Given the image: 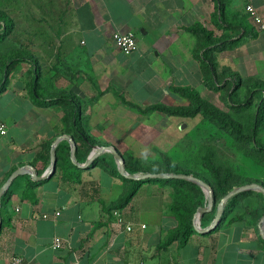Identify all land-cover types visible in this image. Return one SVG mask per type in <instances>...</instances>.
<instances>
[{"label": "crops", "instance_id": "obj_1", "mask_svg": "<svg viewBox=\"0 0 264 264\" xmlns=\"http://www.w3.org/2000/svg\"><path fill=\"white\" fill-rule=\"evenodd\" d=\"M249 1L263 10V0ZM214 19L215 0H66L65 52L75 62L66 63V76L57 68V79L56 68L38 48L21 44L0 53V119L8 125L7 134L0 135V189L19 169L41 176L50 172L52 149L56 162H65L57 157L65 141L80 175L73 181L56 165L46 179L24 173L12 181L0 198V264H11L13 254L24 264H264L262 209L231 208L211 229L217 210L205 211L197 225L201 230L194 217V231L182 243L172 204L162 203L164 184L148 183L122 209L125 221L134 223L128 231L107 206L127 196L131 182L115 173L121 171L115 159L107 158L109 166L94 165L99 153L88 164L97 146L114 144L101 142L107 133L98 122L101 113L80 112L83 131L97 140L87 158L81 152L77 159L76 141L72 158V142L63 137H73L64 121L73 112H65L64 97L77 94L75 87L91 99L105 92L100 104L125 94L143 107L188 105L171 87L202 85L199 37L191 28L200 23L210 30ZM117 31L133 32L138 49L122 52L113 40ZM162 95H176L178 103ZM105 112L117 114L111 107ZM56 237L63 240L59 248L53 247Z\"/></svg>", "mask_w": 264, "mask_h": 264}, {"label": "rangeland", "instance_id": "obj_2", "mask_svg": "<svg viewBox=\"0 0 264 264\" xmlns=\"http://www.w3.org/2000/svg\"><path fill=\"white\" fill-rule=\"evenodd\" d=\"M218 1L219 4L223 3L224 11H221V7V9L216 7L217 0H215V19L213 24L209 25L216 43L213 57L219 72L217 80L220 82V87L209 85L205 81L208 77H204L202 72V85L196 89L204 99L227 113L235 122V126L250 137L253 133L254 114L259 112L261 105L259 89H264V32L256 29L247 13V6L250 3L258 9L253 1ZM65 3L66 0H0V10L14 22V30L9 39L0 46V53L10 51L21 44L26 45L28 50L38 48L47 55L46 64L56 68L53 73L57 79H61L58 78L57 68H63L66 76L68 74L66 63L75 66V62L69 59L71 55L65 52V43L68 41L65 39ZM258 11L264 18V8ZM77 44L82 46L80 40ZM224 44L226 45L223 46ZM226 79L230 81L225 83ZM75 89L77 94L74 96L80 100L83 111L97 110L101 113L98 122L101 123L103 133L107 132L104 133L105 140L101 142L114 143L106 145L115 147L122 155L124 163L127 161L131 167L137 169L134 175L147 172H187L207 182L213 191V197L215 187L217 190L220 188L219 183L222 184L223 189L228 190V193L249 183L264 186V155L253 149L251 137V142L238 141L229 130L220 128L202 114L196 117H180L163 112L145 113L140 108H145L149 104L143 107V104L135 103L133 97L125 94L115 96V101L108 100L109 103L100 104V95L105 92L91 99L77 87ZM106 91L111 93L110 88ZM165 97L168 98V102L178 103L176 95H165ZM182 97L189 104L188 98ZM179 100L182 102V98ZM110 107L117 114L114 117L104 116L106 109ZM259 121L256 140L264 144V111ZM95 130L101 131L100 128ZM96 149L100 150L98 146ZM100 154L118 162L117 157L110 150L104 149ZM111 154L113 156H109ZM175 180L176 178H173L163 183L162 203L170 201L174 204L177 193H180L181 198L186 201L194 199L196 203L197 200L198 202L203 200V204L193 216L194 218L198 214L195 222L200 226L203 217L201 208L210 206L208 188L195 181H192L196 185L194 188L190 184L182 185ZM245 191L247 194L238 197L234 208L256 207L264 211V193L257 188ZM221 200L218 198L216 201L214 198L212 211L217 210L216 205ZM228 200L225 201V206ZM116 204L107 206L109 214L115 218L118 214H123L124 208L117 207Z\"/></svg>", "mask_w": 264, "mask_h": 264}, {"label": "trees", "instance_id": "obj_3", "mask_svg": "<svg viewBox=\"0 0 264 264\" xmlns=\"http://www.w3.org/2000/svg\"><path fill=\"white\" fill-rule=\"evenodd\" d=\"M221 11H224V5L221 2L219 4V1L217 0V6ZM221 7V8H220ZM14 30V22L12 19L8 17V15L0 10V40H4L7 37H10L11 33ZM191 31L196 33L199 37V42L201 41V44H199L198 50L196 52L197 57L199 60H201L202 63V72L204 77H208L207 83L209 85H213V87H220V82L217 80L219 77V72L217 70V67L214 63V57H213V49L215 46V40L213 38V33L211 30L203 26L202 24L198 23L194 27L191 28ZM254 35H257L254 33ZM224 44L223 46H225ZM236 75V74H235ZM230 80L226 79L225 83H228ZM262 82L261 80H257ZM216 86H215V85ZM35 87V85H34ZM171 90L175 93L180 94L181 96H184L188 98L189 104L188 105H179V106H170L164 103H154L151 104L145 108H140L138 105L137 108L142 109L145 113H150L154 111H161L164 113H167L172 116H180V117H196L199 114H202L204 118L208 119L210 122L214 123L215 125L219 126L220 128L227 129L231 132V134L239 141L244 142H251L253 144V149H255L259 153H263L264 155V144L259 143L256 138L258 136V129L260 125L259 118L263 113V101H264V89H259V99L261 100V105L259 106L258 111L254 114L253 117V133L248 137L245 135L241 129L235 126V122L233 119L230 118V116L227 113H224L222 110H220L215 104L212 102L204 99L199 90H197L194 87H188V86H172ZM65 112H73L72 117H65L64 121L67 123V131L73 132V138L76 142H79V146L76 148V157L80 160V153L83 152L84 157L87 158L89 155L91 148L94 147L95 143L97 142L94 140L90 135H88L86 132L82 129V119L80 117V112L82 111L81 103L77 100V97L74 96V94H65ZM123 100H125L123 98ZM126 101V100H125ZM248 138V140H246ZM65 149V150H63ZM63 150L65 153H61L60 151ZM58 155L57 157L61 160H65V162H57V166L60 167V169L63 170L64 174L68 177H70L73 181H78V178L80 177L79 174H77L76 170L78 167L71 162V146L68 141H65V145L61 143L58 147ZM113 156V154H111ZM94 165L102 164L105 166H109L110 163L107 161V156L100 155L97 156L93 162ZM170 166H172L170 164ZM209 164L207 165V167ZM125 168L126 171L130 174H133L136 172L137 169L130 166L129 162H125ZM210 168V167H209ZM176 173H181L180 171H175ZM115 173L117 175H120L124 181L131 182L132 188L129 191L128 195L119 203L116 204L117 207H125L134 196L137 195V193L141 190V188L145 185V183H166L173 178H156V177H149V178H141V179H134L129 176H125L121 174V171L116 170ZM148 173V172H147ZM187 173V172H184ZM175 181L179 182L180 184H190L192 187H196V185L192 181H188L185 179H176ZM219 190L215 187L214 191V198L217 201V199H222L224 196L228 194V190L222 188V184L219 183ZM188 188V187H186ZM247 194L246 191H242L236 195H234L232 198L228 200L225 206V213L223 215V218L228 214V211L231 208H234V204L238 197ZM181 194L177 193L175 195V201L174 204H172V208L174 209V214L179 222L180 232L178 233L182 234V243H185L189 239V235L192 231H194V221L193 216L195 214V211L198 209V207L203 204V200L195 203L194 199H190L188 201L181 198ZM181 198V199H180ZM203 198V197H202ZM200 203V205H199ZM217 209V205H216ZM215 212V211H214ZM205 223V221L203 220ZM202 222V223H203Z\"/></svg>", "mask_w": 264, "mask_h": 264}, {"label": "water", "instance_id": "obj_4", "mask_svg": "<svg viewBox=\"0 0 264 264\" xmlns=\"http://www.w3.org/2000/svg\"><path fill=\"white\" fill-rule=\"evenodd\" d=\"M63 137H65L66 139H69L72 142V147H73V149H72V158H75V148H76L75 140L73 139V137L71 135H64ZM99 148H100V150H98V153H95V154L93 153L90 156V158L88 160V164L92 161L94 155H96V154L98 155L102 150L107 149V150H110L111 152H113V154L117 157L122 175L129 176V177L134 178V179L156 177V178H178V179L193 180V181H195L197 183H200V184L206 186L208 188V190H209V196H210L209 205L210 206L209 207H202L201 208V212L204 213L205 211L211 210V205H212L213 200H214L213 191H212L211 187L209 186V184L207 182H205L204 180H202L201 178H198V177H196V176H194L192 174L176 173V172H173V173L148 172V173H145V174H142V175H133V174H130L129 172L126 171L124 159H123L122 155L120 154V152L115 147H113V146H99ZM51 158H52L51 170H50V172H48L44 176H41V175L37 174L33 169H31V170L19 169V170L15 171L10 176V178L5 182V184L2 186V188L0 189V198H1L2 194H3V192L12 183V181L16 177L21 175V174H24V173L32 174L38 180H43V179L48 178L51 175V173H53L56 170V165H57L56 161H57V159H56V150L55 149L51 150ZM254 188H257L261 192L264 193V186H262V185H260L258 183H249V184H244V185L232 190L226 196H224L222 198L221 202L217 205L216 218H215V221H214L213 225L209 229L214 228L219 223V221L221 219V216H222V214H223V212L225 210V201H227L230 197H232L233 195H235V194H237L239 192H242V191H245V190H248V189H254ZM197 215L198 214L195 215L196 218H197ZM261 223L264 226V214H263V216L261 218ZM195 224H196V222H195ZM1 225H2V217H1V211H0V227H1ZM196 228L198 230H201V229L198 228L197 225H196Z\"/></svg>", "mask_w": 264, "mask_h": 264}, {"label": "built area", "instance_id": "obj_5", "mask_svg": "<svg viewBox=\"0 0 264 264\" xmlns=\"http://www.w3.org/2000/svg\"><path fill=\"white\" fill-rule=\"evenodd\" d=\"M247 13L250 16L252 22L256 26V29L260 32H264V18L258 11V9L253 5L249 4L247 6ZM113 40L116 43V45L122 50L127 55L132 54L138 49V40L136 35L129 31V32H121L117 31L113 34ZM8 132V125L7 123L0 119V135H6ZM60 212H56V215H59ZM43 217L48 218V214H44ZM117 221L120 224H123L125 228L128 231L133 230L134 228V223L133 222H126L125 218L123 215L118 214L117 216ZM145 226V225H144ZM63 245V240L61 237H56L54 242H53V247L54 248H59ZM23 257L19 255L13 254L11 256V264H24L23 263Z\"/></svg>", "mask_w": 264, "mask_h": 264}]
</instances>
